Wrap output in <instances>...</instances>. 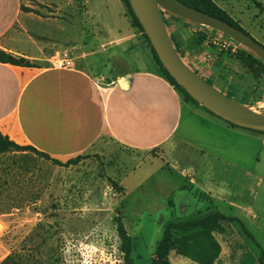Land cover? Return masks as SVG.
<instances>
[{
  "label": "crops",
  "instance_id": "crops-1",
  "mask_svg": "<svg viewBox=\"0 0 264 264\" xmlns=\"http://www.w3.org/2000/svg\"><path fill=\"white\" fill-rule=\"evenodd\" d=\"M81 1L85 28L76 27L77 39L62 44L43 32L45 23L60 31L61 19L22 13V0H0V51L38 64L0 63V133L58 160L98 152L105 141L130 156L154 151L167 170L178 175V182L186 181L206 197L204 211L197 207V212H207L209 206L219 211L221 202L232 211L224 216L264 232L253 207L227 199L224 189L241 181H264V135L229 125L184 101L161 75L121 0ZM36 2L58 16L64 8L77 7L75 0ZM29 22L42 27L33 33L35 39L28 34ZM189 29L196 32L184 22H169L184 61L197 72L207 53L203 43L184 37L183 30ZM62 53L69 55L71 66L52 68L50 61ZM249 159L252 164H247ZM235 170L244 179H237ZM218 230L213 234L221 254L215 264L223 258L222 241L228 244L217 236Z\"/></svg>",
  "mask_w": 264,
  "mask_h": 264
},
{
  "label": "rangeland",
  "instance_id": "rangeland-1",
  "mask_svg": "<svg viewBox=\"0 0 264 264\" xmlns=\"http://www.w3.org/2000/svg\"><path fill=\"white\" fill-rule=\"evenodd\" d=\"M75 2L76 9L64 8L60 16L52 15L56 10L43 9L36 0H22L21 11L41 18L55 16L61 19L60 31L51 23H45L43 32L66 44L76 40L77 28L84 26L82 1ZM212 2L264 46V0ZM127 18L130 20L129 16ZM28 28V34L34 39L33 33L42 29L31 22ZM16 30L21 32L18 27ZM134 30L148 46L138 29L134 27ZM183 35L191 42L197 33L189 29L183 30ZM214 35L212 33L209 37ZM203 44L207 54L197 71L202 78L221 94H227L239 103H247L264 115L262 67L244 68L239 58L248 51L236 44L235 52L221 50L209 39ZM68 56L62 53L53 58L50 65L53 60ZM28 62L38 65L35 61ZM77 157L80 158L75 165L64 168L30 151L0 154V264H123L118 220L131 237L134 264H151L164 227L188 217L193 209L194 213L199 211L197 207L204 211L207 204L206 197L195 194L186 181L178 182V175L168 171L154 151L130 156L128 150L105 141L98 147V152L59 161L65 163ZM255 160L254 157L253 163ZM250 161L247 160V164H252ZM237 173L239 170L233 172L237 179H244ZM178 183L180 190L185 192L177 189ZM230 187H224L225 191L228 190L226 198L250 204L258 213L257 222L263 225L264 181H241L230 184ZM213 208L209 206L208 210L213 211ZM219 211L225 215L232 212L221 202ZM246 229L254 239L248 236ZM217 236L228 241V244L222 241L223 258L219 264H259L264 253V232L249 222L245 228L234 221L221 224ZM169 261L171 264H196L175 253L169 255Z\"/></svg>",
  "mask_w": 264,
  "mask_h": 264
},
{
  "label": "trees",
  "instance_id": "trees-1",
  "mask_svg": "<svg viewBox=\"0 0 264 264\" xmlns=\"http://www.w3.org/2000/svg\"><path fill=\"white\" fill-rule=\"evenodd\" d=\"M177 1L183 5H186L188 7L194 8L196 10H199L201 12H204L208 15H211L215 18H218L224 22H227L228 24L232 25L235 28L241 29L237 23H235L223 10L219 9L217 6L214 5L212 0H174ZM124 7L126 8V11L128 13V16L130 18L131 26L134 28L136 27L138 31L141 33L142 36H144L148 47L150 48V51L152 53L153 59L156 62L159 71L163 78L173 86V88L182 96L184 101L192 102L196 105H198L194 100H192L187 93L183 89H181L175 81L169 76V74L166 72V70L163 68L161 63L159 62L154 50L149 44V41L147 37L145 36L143 29L139 25L137 19L135 18L129 3L127 0H121ZM127 16V15H126ZM127 16V17H128ZM172 19L183 21L182 19L172 17ZM188 25V23H186ZM165 25L169 31V22L165 21ZM196 30L197 36L194 39V43L196 45L202 44L206 39L209 38V36L212 33H216L213 30L206 29L204 27L198 26L193 27ZM242 30V29H241ZM171 40L173 42L174 48L177 51V53L180 55V57L183 59L182 53L180 52L179 46L177 45L175 38L172 36V34L169 32ZM236 44V43H235ZM238 46V44H236ZM239 56V54H238ZM242 66L244 68L252 70L255 65H260L262 69L264 70V66L257 58H255L251 53L248 52L247 55L241 54V58H239ZM0 63L3 64H10L14 66L19 67H36V65H33L32 63H29L23 58H17L11 54H7L3 51H0ZM189 66V65H188ZM196 72V71H195ZM197 73V72H196ZM204 79V78H203ZM204 81L212 86V84L205 80ZM213 87V86H212ZM215 89V88H214ZM221 93V92H219ZM227 98L232 99L231 96H227V94H224ZM236 101V100H235ZM244 105H247V103H241ZM206 110V109H205ZM207 111V110H206ZM210 113L209 111H207ZM213 115L212 113H210ZM215 116V115H213ZM216 117V116H215ZM220 119V118H219ZM229 124V123H228ZM231 125V124H229ZM234 126V125H232ZM236 127V126H234ZM250 131V130H249ZM254 133H260L256 131H252ZM34 152L36 155L46 159L50 160L55 165H58L59 167H70L75 165L78 162V159L80 157H77L76 159H69L65 163H62L61 161L57 159L51 158L49 155L39 152L36 149H34L31 146H21L16 144L15 142L11 141L7 136H4L0 133V154L3 153H9V152ZM184 190V189H181ZM195 194L203 195V193H200L199 191L195 190ZM237 221L234 218H228L224 216L222 213L217 211L215 208L208 210L205 214H202L201 212H196L193 215H190L186 218L178 219L176 222L170 223L164 227L163 235L159 243L157 244L153 255L151 257V264H170L168 261V255L170 252H174L178 256H182L184 258L189 259L190 261L196 263V264H215V262L219 259L221 254V247L216 240L213 232L216 229H219V226L225 222H234ZM245 230V229H244ZM117 233L119 235V238L122 241V252H123V264H134L132 259V240L131 237L126 233V230L124 229L123 224L118 220L117 221ZM250 237V234L247 233ZM259 264H264V253L262 252V255L260 256L258 260Z\"/></svg>",
  "mask_w": 264,
  "mask_h": 264
},
{
  "label": "water",
  "instance_id": "water-1",
  "mask_svg": "<svg viewBox=\"0 0 264 264\" xmlns=\"http://www.w3.org/2000/svg\"><path fill=\"white\" fill-rule=\"evenodd\" d=\"M127 1L159 62L192 100L231 125L264 133L263 114L256 112L250 105L241 104L219 93L180 57L174 48L162 12L182 19L191 27L201 26L223 35L251 53L264 66L263 45L257 43L243 30L174 0Z\"/></svg>",
  "mask_w": 264,
  "mask_h": 264
},
{
  "label": "built area",
  "instance_id": "built-area-1",
  "mask_svg": "<svg viewBox=\"0 0 264 264\" xmlns=\"http://www.w3.org/2000/svg\"><path fill=\"white\" fill-rule=\"evenodd\" d=\"M162 18L164 21L167 22L172 20V16L165 12H162ZM208 39L221 50H230L232 52H235L236 50L235 43L225 38L223 35L219 33H215L213 37H209ZM70 66H71V62L68 58L53 60V62L51 63V67L55 69H67Z\"/></svg>",
  "mask_w": 264,
  "mask_h": 264
}]
</instances>
